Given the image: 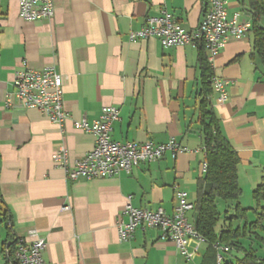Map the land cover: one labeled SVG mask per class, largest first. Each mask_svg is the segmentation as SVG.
Returning <instances> with one entry per match:
<instances>
[{
    "label": "crops",
    "instance_id": "crops-1",
    "mask_svg": "<svg viewBox=\"0 0 264 264\" xmlns=\"http://www.w3.org/2000/svg\"><path fill=\"white\" fill-rule=\"evenodd\" d=\"M208 1L53 0L52 16L28 21L19 16L17 0H0V264H11L4 252L7 243L36 237L45 240L46 264H205L207 246L195 238L182 255L151 227L136 228L120 241L116 224L119 216L127 220L122 213L127 204L161 207L171 215L176 191L186 192L190 202L195 199L204 160L197 49L188 44L164 48L156 37L131 40L129 34L163 10L193 30ZM246 5L247 0H232L227 16L240 11L241 19H250ZM51 66L63 79L67 117L61 126L13 96L17 71ZM210 66L214 77L228 82L227 101L219 102L212 88L208 100L239 158V206L251 208L241 197L264 175V74L250 32L229 40ZM103 105L119 111L111 139L160 144L174 137L189 151L141 162L129 173L67 179L56 165V152L63 147L70 162L89 152L94 135L74 128L72 121L97 119ZM230 206L227 216L233 212ZM196 215L194 209L187 212L191 222ZM257 233L262 241L253 234L246 238L258 240L255 245L264 250V230ZM257 247L249 243L264 258ZM222 248L214 249L209 264L230 263L241 255Z\"/></svg>",
    "mask_w": 264,
    "mask_h": 264
},
{
    "label": "built area",
    "instance_id": "built-area-1",
    "mask_svg": "<svg viewBox=\"0 0 264 264\" xmlns=\"http://www.w3.org/2000/svg\"><path fill=\"white\" fill-rule=\"evenodd\" d=\"M231 1L209 0L208 8L199 24L190 31L180 26L172 13L163 10L159 15L147 17L139 31L130 33L129 38L133 40L156 37L164 48L185 44L197 48L202 44L207 61L211 63L229 40L245 37L251 28V20L241 19L240 11H234L230 17L227 16L226 10ZM17 5L19 16L28 21L50 17L54 12L53 0H17ZM62 81L61 75L52 66L42 69L25 68L15 73L13 96L21 106L36 108L47 115L51 122L61 126L67 117L62 101ZM227 83V80L216 76L211 80L212 90L221 103L228 99ZM118 112L113 105H103L97 119L88 121L82 118L72 121L74 128L94 135V146L72 162L69 161L68 153L63 147L57 150L56 165L64 170L67 179L108 177L120 171L129 173L141 162L155 161L166 153L175 157L179 152L189 151L174 137L160 144L148 140L120 142L111 139L112 125L118 119ZM200 150L205 158L204 147ZM206 169L207 163L204 159L200 165L201 173L204 174ZM175 194L176 203L171 215L166 214L161 207L154 210L135 209L127 204L122 211L127 220L124 221L121 216L117 220L118 239L128 240L136 228L145 230L151 227L160 230L161 239L173 242L182 255L187 254L186 245L189 239L205 241L197 233L194 223L187 218V212L193 209L192 202L187 200V193L176 191ZM62 209H68V206H63ZM10 244L7 243L4 250L8 257L11 253ZM44 248L45 240L41 237H36L30 242L17 238L13 241L10 262L46 264L42 259Z\"/></svg>",
    "mask_w": 264,
    "mask_h": 264
},
{
    "label": "trees",
    "instance_id": "trees-1",
    "mask_svg": "<svg viewBox=\"0 0 264 264\" xmlns=\"http://www.w3.org/2000/svg\"><path fill=\"white\" fill-rule=\"evenodd\" d=\"M251 20V44L264 74V0H247L244 8ZM198 68L200 71V97L198 118L205 149L206 172L197 179L195 199L192 202L197 215L193 221L197 233L207 243L205 264L215 259V248L224 246L240 252L233 262L223 264H264V258H258L250 248H244L240 240L248 234L262 241L258 231L264 227V175L251 192L254 207L241 208L238 199L241 188L237 179V165L239 158L236 151L220 130L219 120L209 105L211 80L214 76L206 52L202 44L197 46ZM225 203L221 213L217 203ZM233 205V212L227 216L228 208ZM251 211L254 218L247 220V213ZM243 221V225L233 222ZM12 253L13 242L9 245ZM11 253L9 260H11Z\"/></svg>",
    "mask_w": 264,
    "mask_h": 264
},
{
    "label": "rangeland",
    "instance_id": "rangeland-1",
    "mask_svg": "<svg viewBox=\"0 0 264 264\" xmlns=\"http://www.w3.org/2000/svg\"><path fill=\"white\" fill-rule=\"evenodd\" d=\"M240 196H241V195H240ZM241 200H242V202H245L246 204H247V203H248V204H251L250 206L254 205L253 199H252V197H251V192H245V191H244V195L241 197ZM217 206H218L219 211L222 213L223 210H224V207H222V206H223V202L219 201V202L217 203ZM252 207H253V206H252ZM248 218H249L250 220L254 218V215H253V213H252L251 211H249V213H248ZM254 239H255V237H254ZM242 240L246 243L245 245H246V247H248V248H249V243H252L255 247H257V245H255V244H258V243H259L258 240L255 242V240H249V239H247L246 237L242 238ZM250 241H251V242H250ZM200 242L203 243V244H205V245L207 246L206 241H200ZM260 248H261V247H260ZM260 248L257 247V249H258V250H257V251H258V254H261V252L264 251L263 248H261V250H260Z\"/></svg>",
    "mask_w": 264,
    "mask_h": 264
}]
</instances>
